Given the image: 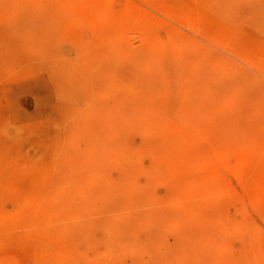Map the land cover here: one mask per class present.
<instances>
[{"label":"rangeland","instance_id":"374dc122","mask_svg":"<svg viewBox=\"0 0 264 264\" xmlns=\"http://www.w3.org/2000/svg\"><path fill=\"white\" fill-rule=\"evenodd\" d=\"M0 264H264V0H0Z\"/></svg>","mask_w":264,"mask_h":264}]
</instances>
